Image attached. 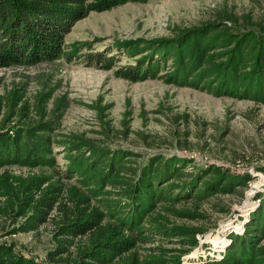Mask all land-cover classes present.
<instances>
[{
    "label": "trees",
    "instance_id": "16d2710c",
    "mask_svg": "<svg viewBox=\"0 0 264 264\" xmlns=\"http://www.w3.org/2000/svg\"><path fill=\"white\" fill-rule=\"evenodd\" d=\"M131 1L147 0H0V66L71 59L74 52H64L65 38L77 21ZM217 19L152 42L117 43V54L87 49L88 42L72 47L85 48L80 57L90 65L115 68L118 76L132 81L164 77L218 96L264 103V23L236 29L229 27L233 17ZM120 53L135 61L117 66ZM47 103L45 99L44 113ZM4 106L10 107L6 115ZM30 112L24 88L0 94V217L17 224L16 232L37 231L52 223L55 247L39 261L0 242V264H185L184 254L141 257L138 245L151 242L155 235L181 240L191 247L182 250L185 253L199 245L196 236L204 232L169 225L162 220L165 214L155 213L162 209L193 217L189 208L175 207L191 201L199 209L202 201L215 195L243 196L251 177L215 164L187 176L186 160L176 156L129 163V152L75 136L60 142L68 143L67 164L60 166L49 156L55 128L41 121V134H31L22 124ZM16 115L18 123L11 118ZM13 165L48 170L24 175L10 171ZM108 186L119 190H106ZM259 198L244 231L230 236L223 258L212 264H264V192Z\"/></svg>",
    "mask_w": 264,
    "mask_h": 264
},
{
    "label": "rangeland",
    "instance_id": "374dc122",
    "mask_svg": "<svg viewBox=\"0 0 264 264\" xmlns=\"http://www.w3.org/2000/svg\"><path fill=\"white\" fill-rule=\"evenodd\" d=\"M226 15L234 18L230 28L264 23V0L131 1L110 10L93 11L77 21L65 38L64 52H74L71 59L63 56L30 65L0 66V94L6 95L12 88L25 89L31 112L22 124L30 128L28 131L41 134V121L55 128L49 156H54L60 166L68 161V143L60 142L75 136L111 150H125L131 154L126 159L129 163L138 160L147 164L155 156H176L186 160L187 176L214 164L236 175L251 176L243 196L215 195L202 201L199 209H194L191 201L175 207L181 211L189 208L193 217L160 209L155 214H165V223L204 232L196 236L199 245L185 253L182 250L191 247L181 240L155 235L151 242L138 245L143 258L151 253L167 258L184 254L185 264H212L222 259L230 236L244 231L264 192V103L218 96L205 89L170 83L164 77L132 81L118 76L115 68L90 65L80 57L85 48L77 51L72 46L84 47L88 42L87 49H111L117 54V43L152 42ZM119 56L117 66L135 61L128 54ZM9 111L10 107H3L4 115ZM11 118L18 123L17 115ZM9 170L28 175L48 168L13 165ZM106 190L119 189L108 186ZM17 226L10 218L0 217V242L44 261L55 247L53 224L30 232H16Z\"/></svg>",
    "mask_w": 264,
    "mask_h": 264
},
{
    "label": "built area",
    "instance_id": "2783aa9c",
    "mask_svg": "<svg viewBox=\"0 0 264 264\" xmlns=\"http://www.w3.org/2000/svg\"><path fill=\"white\" fill-rule=\"evenodd\" d=\"M230 242H231V239H230ZM225 252V251H224ZM223 256H224V254H223ZM223 256H222V258H223Z\"/></svg>",
    "mask_w": 264,
    "mask_h": 264
}]
</instances>
